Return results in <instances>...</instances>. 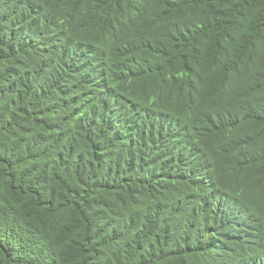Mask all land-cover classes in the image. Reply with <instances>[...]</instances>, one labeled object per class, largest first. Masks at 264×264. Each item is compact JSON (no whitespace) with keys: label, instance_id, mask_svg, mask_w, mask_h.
<instances>
[{"label":"trees","instance_id":"trees-1","mask_svg":"<svg viewBox=\"0 0 264 264\" xmlns=\"http://www.w3.org/2000/svg\"><path fill=\"white\" fill-rule=\"evenodd\" d=\"M0 264H264V0H0Z\"/></svg>","mask_w":264,"mask_h":264}]
</instances>
